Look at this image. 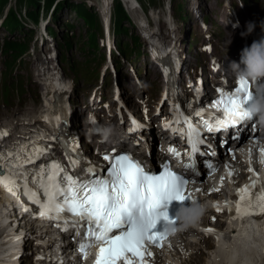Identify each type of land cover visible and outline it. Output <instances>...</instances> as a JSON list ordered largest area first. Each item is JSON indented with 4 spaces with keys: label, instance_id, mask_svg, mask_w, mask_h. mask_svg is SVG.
I'll use <instances>...</instances> for the list:
<instances>
[{
    "label": "snow or ice",
    "instance_id": "obj_1",
    "mask_svg": "<svg viewBox=\"0 0 264 264\" xmlns=\"http://www.w3.org/2000/svg\"><path fill=\"white\" fill-rule=\"evenodd\" d=\"M216 92L217 97L194 112L196 117H200L198 123L183 116L186 128L173 127L181 123L182 116L179 105L174 104V119L164 125L173 134L179 132L186 138L189 151L185 154L188 162L184 168L186 172L191 170L197 177L200 175L197 154L209 155L201 151L200 146L206 144L202 133H219L235 128L237 131L233 138L239 141L248 122H253L251 131H255L254 117L248 110L253 96L249 81L240 77L232 90L217 88ZM185 103L187 107H192L190 102ZM132 125L129 132L142 127L134 119ZM67 143L71 141L66 140ZM44 151L46 149H38L35 159L38 160ZM168 151L175 157L181 155L172 147ZM259 153L260 163L264 165V148H259ZM211 154L216 153L212 150ZM66 155L71 173L66 172L58 161L46 162L39 176L33 177V182L39 185V191L28 187L27 173H24L23 183L16 184V169L34 163L31 157L22 163H9L7 170L0 165V186L17 195L12 189L15 185L22 196L37 206L40 218L57 221V227L62 231L74 228L76 234L80 235V228L86 226L83 239L77 247L81 258H87L88 249L94 246L93 264H150L154 256L151 249L162 247V241L168 238L165 229L177 223L174 217H169L168 205L174 200L182 204L185 200H192V193L186 190L189 180L167 164L162 165V171L158 174L146 171L132 155L116 149L103 154L106 163L101 168L85 161L77 145H73ZM204 167L207 174L215 171L211 162H206ZM248 171L253 172V169L249 167ZM232 174L229 171V177ZM257 188L258 182L251 181L237 190L234 200L228 205L229 213H234L233 218H264V187L259 188V195L255 192ZM196 191L200 192L201 189L197 188ZM213 208L217 213L221 212L215 202ZM24 210L28 211V208ZM161 220L164 223L158 227ZM204 231L214 232L215 229L209 227Z\"/></svg>",
    "mask_w": 264,
    "mask_h": 264
},
{
    "label": "rangeland",
    "instance_id": "obj_2",
    "mask_svg": "<svg viewBox=\"0 0 264 264\" xmlns=\"http://www.w3.org/2000/svg\"><path fill=\"white\" fill-rule=\"evenodd\" d=\"M90 1L92 3V1L95 0H90ZM161 2L162 0H158L159 4H161ZM166 2L167 1L164 0V6H160L161 10L159 9V7H154L152 4L149 6L148 9V12L154 9L153 15L156 16V18L153 17V19H158L160 23L165 22L166 19L165 16L168 15V8ZM235 2L237 3L238 0H235ZM224 3L225 0H185L186 9L184 10V13L187 15L188 20L184 24V36L186 39L189 33V36H191V40L193 42V46L187 52L190 54L191 66H193L194 68H196L197 66L200 68H206L207 65L209 64L208 55H206L203 52H200L198 49V46L204 41V39L198 20L194 17L195 6L198 11V14L201 13L202 15H205L208 19L207 21L206 20L205 21L211 23V29L213 30L214 33V39L212 41L210 53L213 55L214 59L215 60L219 59L222 62L225 57L229 58L227 55H233L240 51V46L242 45V39L238 35L239 29L235 26H232L228 22L227 9L224 8ZM14 4H15V0H11L10 5L13 6ZM156 9L159 10L158 13H155ZM255 9L256 6L254 0H248L247 4L243 9H241L240 12L243 17L249 15L253 16L255 14ZM174 11L178 17L180 18L183 17L182 16L183 5L181 2L175 5ZM57 14H58V19L56 21L57 23H55L56 38L48 37L42 42H40L39 39L35 40L34 38H32V41L29 44L30 46H28V48H32V49L22 54L21 57L23 58V62L20 63V68L13 70V74H12L13 77L17 76L18 74L22 75L21 80H22V85L25 87V91L22 94H19L18 98L16 96H13L14 94H16L15 91L14 94L11 96V99H9L8 105L6 106H2V101L4 99L3 92L5 90V84H6L5 83L6 75L4 74V68H2L0 62V89L2 88V93L0 91V117L5 121V123L9 124L12 128L16 130H21L22 132L25 130L24 128H21V126H25L22 123H20L22 122V120H20V117L22 115L26 116L29 120H33L34 118H39L40 110L36 114L28 115L29 113L33 112L36 108L42 106V102L39 94V87H37L38 84L37 83L31 84V78L29 77V72L33 71L36 65L40 67L41 62L46 60V55L44 53L46 51H52L58 54L59 42H62L63 37L67 35L69 37H73L71 38L73 41L72 47L70 49H67L66 52V56L68 60H72L75 66H77L80 62L84 60V57L87 55V53H84L79 47L80 46L79 41L83 39L85 42L86 39V35H85L86 31H85V27L83 26L82 19L76 17L74 15L73 10L72 9L70 10L69 7L62 8L60 11H58ZM202 15L199 17H202ZM147 17H149V15H147ZM67 23L71 24L72 27L68 28L66 26ZM178 23L179 22L176 21V24ZM161 36H164V38L169 37L168 34H166V30H164V34H161ZM16 37L17 38L22 37L21 33L20 32L16 33ZM159 38L160 37L157 38L158 41ZM98 45L100 46V52L104 53L101 45L99 44V41H98ZM142 48L144 51H146L145 46H142ZM5 60H7V57ZM197 63L198 65L196 66ZM120 66L123 71L118 74L117 80L121 83L123 79H126V81L123 82V85H121L122 86L121 95L123 98L130 101L132 104H134V106H137L131 98L132 94L135 93L136 95H139L140 93L147 92L150 98H153V100H155L154 98L159 95L161 83H160V79L158 78L159 74L156 73V69L153 66V64L149 63L147 54L142 55L140 58H137L136 56H132L129 60H123ZM58 68L60 69L63 75H65V72L66 74H71L70 69H68L67 67L65 69V68H60L58 66ZM62 69H64L65 71L63 72ZM189 71L191 70L189 69ZM138 72L147 73L148 76L144 81L136 84L134 81L136 80L135 76L138 75ZM154 73H156L155 76ZM182 76L184 77V74H182ZM147 80H150V83L146 82ZM91 85L92 83L86 84V87L89 89ZM146 87H148L147 90ZM145 104L147 105L143 107L144 115L151 116L155 111L154 109L155 104L154 103L149 104L148 102ZM111 122L112 121H109V123ZM12 124L14 125V127L12 126ZM119 128L123 130V128L121 127ZM153 167L155 168V170H157L156 166L153 165ZM196 179H198L197 176ZM197 260L198 261L200 260L201 262L200 257H197Z\"/></svg>",
    "mask_w": 264,
    "mask_h": 264
},
{
    "label": "clouds",
    "instance_id": "obj_3",
    "mask_svg": "<svg viewBox=\"0 0 264 264\" xmlns=\"http://www.w3.org/2000/svg\"><path fill=\"white\" fill-rule=\"evenodd\" d=\"M255 27V23L248 22L240 35L243 37L252 33ZM229 68L237 78L242 77L249 82L264 81V30L259 39L241 49L239 60L231 61ZM57 86L61 90L70 91L74 84L70 80H61ZM248 110L256 123L264 128V83L255 87ZM101 135L104 140L112 143L126 137V133L116 125L104 127ZM209 207L206 200L193 195L189 204L180 203L175 209L174 218L177 223L168 225L165 234L172 236L181 229L198 226ZM208 264H264V218L243 216L223 229L214 243Z\"/></svg>",
    "mask_w": 264,
    "mask_h": 264
},
{
    "label": "trees",
    "instance_id": "obj_4",
    "mask_svg": "<svg viewBox=\"0 0 264 264\" xmlns=\"http://www.w3.org/2000/svg\"><path fill=\"white\" fill-rule=\"evenodd\" d=\"M46 1L47 3H50L51 0H46ZM39 2L40 0H27L28 4H31L32 6H37V7L39 6ZM67 5L71 7L74 6V4H69V3H67ZM76 7L80 15H82V17L84 18L86 24L91 29L90 34L88 35L87 44L88 46L92 48H96L97 47L96 32L100 28L99 22L92 13L82 8V6L77 5ZM9 18L12 21L11 23L12 26L13 25L16 26L19 24L17 17L14 13L11 12ZM126 18L127 17L122 9L121 4L117 2L115 4V11H114V29L117 35H123V34L128 33V28L122 24V21Z\"/></svg>",
    "mask_w": 264,
    "mask_h": 264
},
{
    "label": "bare ground",
    "instance_id": "obj_5",
    "mask_svg": "<svg viewBox=\"0 0 264 264\" xmlns=\"http://www.w3.org/2000/svg\"><path fill=\"white\" fill-rule=\"evenodd\" d=\"M100 3L102 4V2H101V0H100ZM126 3H127V5H128V8L130 9V11H131V14H132V16H133V19L136 21V23H138V20L140 19L139 18V11L138 10H136V9H134V7H135V3L133 2V1H130V0H126ZM164 6V5H163ZM107 8H108V6L105 8L106 10H107ZM175 8V7H174ZM224 8H225V6H224ZM134 9V10H133ZM159 9H160V7H159ZM163 9V8H162ZM172 9V8H171ZM161 10V9H160ZM176 10V9H175ZM165 12V11H164ZM162 13V12H161ZM198 14V13H197ZM161 16V15H160ZM164 16V15H163ZM165 18H166V16H165ZM139 25V24H138ZM237 38V37H236ZM230 40V39H229ZM228 40V41H229ZM230 42V41H229ZM233 46V45H232ZM238 47V46H237ZM25 57V56H24ZM168 63H170V60H168L167 61ZM52 86V81H49V83H48V85L46 86L47 88L48 87H51ZM17 112V111H16ZM218 147V146H217ZM202 152H208L209 153V155H210V151L209 150H203ZM209 155H207V156H200L199 154H197V169L200 171L201 170V168L204 166V163H205V161L206 160H208L209 159ZM143 156L147 159V161H148V167L150 168V169H152L153 171H155V168L153 167V166H151V163L153 162V163H155V160L154 159H149L146 155H145V153H143ZM246 160H250L252 157H250V156H246V157H244ZM172 166L174 167V164H172ZM194 177H196L195 175H194ZM237 181L239 182V183H241L242 182V176L241 175H239L238 177H237ZM5 203H9V200L3 195V194H1L0 195V208L1 207H3L4 205H5Z\"/></svg>",
    "mask_w": 264,
    "mask_h": 264
}]
</instances>
